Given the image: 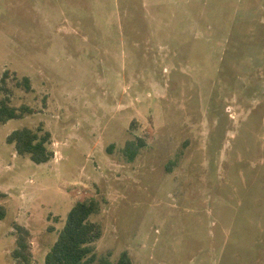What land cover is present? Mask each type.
Here are the masks:
<instances>
[{
	"label": "rangeland",
	"instance_id": "374dc122",
	"mask_svg": "<svg viewBox=\"0 0 264 264\" xmlns=\"http://www.w3.org/2000/svg\"><path fill=\"white\" fill-rule=\"evenodd\" d=\"M6 71L33 113L0 125V264L91 199L93 264H264V0H0ZM40 127L36 164L7 137Z\"/></svg>",
	"mask_w": 264,
	"mask_h": 264
},
{
	"label": "trees",
	"instance_id": "16d2710c",
	"mask_svg": "<svg viewBox=\"0 0 264 264\" xmlns=\"http://www.w3.org/2000/svg\"><path fill=\"white\" fill-rule=\"evenodd\" d=\"M9 72L6 71L1 79L0 95L7 94L0 101V125L9 120L23 118L31 114L32 109L22 106L20 109L10 105V89L6 86ZM17 87L29 92L32 90L31 81L24 77L17 81ZM7 142L14 145L19 155H28L36 164L48 163L54 158V152L49 148L52 143L51 133L42 127L36 131L22 128L12 132L7 137ZM125 153L129 159H134L137 148L133 142L126 145ZM99 211V203L95 199L77 202L70 210L65 226L60 232L57 241L47 253L45 264H93L97 260L95 243L102 237V227L91 220V217ZM18 247L12 253L17 264L23 262L29 264V244L27 238L29 232L24 227L17 226ZM23 261V262H22ZM102 264H111L107 260H101ZM116 264H133L128 253H123Z\"/></svg>",
	"mask_w": 264,
	"mask_h": 264
}]
</instances>
